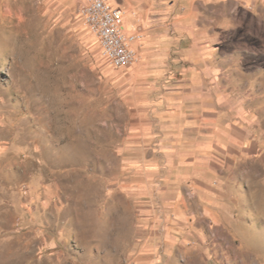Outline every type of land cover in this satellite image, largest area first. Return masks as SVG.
I'll use <instances>...</instances> for the list:
<instances>
[{
	"label": "rangeland",
	"instance_id": "1",
	"mask_svg": "<svg viewBox=\"0 0 264 264\" xmlns=\"http://www.w3.org/2000/svg\"><path fill=\"white\" fill-rule=\"evenodd\" d=\"M82 3L0 0V264H86L69 256L99 252L100 242H76L72 232L41 242L38 231L39 194L52 180L49 228L105 202L102 186L123 173L118 151L136 123L125 70L102 55ZM204 11L215 26L207 45L219 49L211 57L222 67V109L236 116L214 264H264V0H220Z\"/></svg>",
	"mask_w": 264,
	"mask_h": 264
},
{
	"label": "crops",
	"instance_id": "2",
	"mask_svg": "<svg viewBox=\"0 0 264 264\" xmlns=\"http://www.w3.org/2000/svg\"><path fill=\"white\" fill-rule=\"evenodd\" d=\"M113 1L125 12L124 29L142 34L133 44L137 60L123 67L136 116L118 151L123 173L104 181L101 206L56 229L45 223L55 216L58 187L43 184L41 242H59L56 231L100 242L95 254L69 256L86 264L221 263L212 247L228 221L222 200L236 116L229 105L222 109V67L211 57L219 49L207 45L215 26L205 24L204 11L220 0Z\"/></svg>",
	"mask_w": 264,
	"mask_h": 264
},
{
	"label": "built area",
	"instance_id": "3",
	"mask_svg": "<svg viewBox=\"0 0 264 264\" xmlns=\"http://www.w3.org/2000/svg\"><path fill=\"white\" fill-rule=\"evenodd\" d=\"M80 17L93 32L107 62L115 68L133 64L138 52L133 46L141 39L139 31L128 32L122 25L124 10L109 0H84L78 9Z\"/></svg>",
	"mask_w": 264,
	"mask_h": 264
}]
</instances>
